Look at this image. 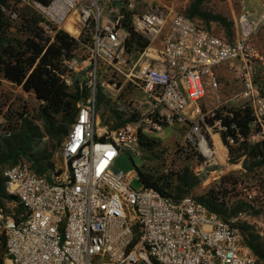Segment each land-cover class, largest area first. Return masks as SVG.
I'll list each match as a JSON object with an SVG mask.
<instances>
[{"label": "built area", "instance_id": "built-area-1", "mask_svg": "<svg viewBox=\"0 0 264 264\" xmlns=\"http://www.w3.org/2000/svg\"><path fill=\"white\" fill-rule=\"evenodd\" d=\"M11 20L24 10L38 17L47 46L60 32L91 39L87 60L63 57L68 86L78 71L88 77L122 74L137 91L135 127H100L95 92L78 110L58 152L64 165L39 173L30 163L2 170L7 192L24 212L0 206V236L9 264H264L246 241L237 218H223L199 198H175L152 187L136 189L139 168L115 170L123 152L142 156L140 139L174 123L201 148L206 136L190 115L213 90L220 100L218 69L228 64L243 82L242 97L264 138V95L252 76L256 51L246 14L230 39L173 10L135 11L128 0H10ZM133 33L147 39L131 57ZM127 66L128 71L122 68ZM118 76V75H117ZM207 142V141H206ZM202 151V149H201ZM203 153V152H202ZM204 154V153H203ZM253 200L254 194L247 193ZM264 199V198H263Z\"/></svg>", "mask_w": 264, "mask_h": 264}, {"label": "rangeland", "instance_id": "rangeland-1", "mask_svg": "<svg viewBox=\"0 0 264 264\" xmlns=\"http://www.w3.org/2000/svg\"><path fill=\"white\" fill-rule=\"evenodd\" d=\"M129 1L135 11L153 6L193 17L204 28L230 39L237 33L240 16L246 14L252 31L250 42L256 51L251 61L252 76L264 95V0ZM11 5L12 2L6 0L0 7V55L4 46L22 50L19 43L30 34L24 19L36 16L33 11L24 10L21 13L23 19L11 20L7 13ZM139 35L142 43L148 42L141 34H137V37ZM76 41L75 49L67 58L87 60L90 37L84 35ZM138 46V43L130 45L129 56L138 55ZM122 69L128 71L126 65ZM62 70H65L63 65ZM121 75L113 73L110 76L109 73L90 78L78 71L67 92L75 94L79 90L83 96L80 101L87 99L92 91L95 92L94 104L100 127H107L108 130L133 129L135 125L132 122L139 114V109L134 105L137 91ZM217 75L220 100L217 101L213 90L208 88L206 96L198 102V109L190 115L206 136L207 142L203 140L201 148L188 136L192 122L174 123L159 133L146 136V140L152 143L142 149V156L123 152L115 161L116 167L123 172L142 167L143 173L156 180L171 196L192 195L215 206L223 216L237 218V225L247 240L264 255V138H252L260 129L257 124L253 125L248 137L238 135L234 139L231 136L223 137L227 129L219 120L210 123L209 120L218 114L225 117L231 115V111L249 106L241 95L243 82L234 67L223 65ZM75 108L78 105H70L68 115L66 112L54 114L34 92L25 91L0 71V156L19 147L25 153L18 156L17 162L31 164L33 161L40 168L64 165L58 152L65 140V131L72 124L69 117L71 114L75 117ZM261 143L259 149H253V146ZM12 162L0 164V174ZM132 186L139 189L142 183L136 178ZM5 191L8 193L7 189ZM248 192L254 194L253 200L247 198ZM1 204L14 216L24 212L12 198L3 197ZM2 243L3 240H0V249L4 251ZM0 264L9 263L4 259Z\"/></svg>", "mask_w": 264, "mask_h": 264}, {"label": "trees", "instance_id": "trees-1", "mask_svg": "<svg viewBox=\"0 0 264 264\" xmlns=\"http://www.w3.org/2000/svg\"><path fill=\"white\" fill-rule=\"evenodd\" d=\"M6 0L0 1V7ZM45 1V0H44ZM201 0H198V2ZM36 15L35 13H33ZM189 17V16H188ZM23 19V17H21ZM193 18V17H191ZM1 15H0V27H1ZM26 29L30 32L27 34L26 39L19 43V49L15 50L12 46H4L2 54L0 55V71L10 81L21 85L25 91L34 92L36 97L46 103L47 109L54 113H63L70 108V105H78L83 96L79 90L75 94L67 92V85L62 81L60 74L62 70V59L67 57L75 49L77 41L65 32H60L56 36V41L47 46V40L45 39L41 29L38 26V17H29L24 19ZM139 44L138 48L146 46L147 42H141V36L137 37V33H133L131 44ZM130 44V45H131ZM84 95V94H83ZM85 97V96H84ZM71 99V102H70ZM71 103V104H70ZM78 108H75V116ZM71 111L69 110V115ZM68 115V113H67ZM75 118V117H74ZM74 118L69 117L70 123L74 121ZM219 120L221 125L224 126L227 131L223 133V137L231 136L236 139L238 135L242 137H248L254 123V116L250 105L244 109L231 111V115L222 117L220 114L214 116L209 121ZM68 130L65 131L67 134ZM146 136L140 139V145L142 149L149 147L150 140H146ZM261 144L253 146V149H259ZM23 148L15 147L8 154L0 156V164L13 160V163H17L19 155L24 154ZM10 164V165H11ZM32 168L37 172L42 173L46 168H40L35 162L31 163ZM7 167V166H6ZM139 180L145 187H152L157 189L160 193L171 196L165 191L156 180H153L150 176L143 173L142 167L139 168ZM5 179L0 174V206L1 199L3 197L12 198L15 197L6 193ZM173 197V196H172ZM180 198V197H175ZM202 201V199H200ZM211 210L216 211L223 218L220 211L213 205L203 201ZM20 205V204H19ZM23 208V206L21 205ZM24 210V209H23ZM3 240L4 251L0 249V262L5 259V238L0 237ZM248 244L252 247L254 252L260 257L264 258V255L256 249L246 238Z\"/></svg>", "mask_w": 264, "mask_h": 264}, {"label": "water", "instance_id": "water-1", "mask_svg": "<svg viewBox=\"0 0 264 264\" xmlns=\"http://www.w3.org/2000/svg\"><path fill=\"white\" fill-rule=\"evenodd\" d=\"M115 170L117 171V170H119V169L116 167Z\"/></svg>", "mask_w": 264, "mask_h": 264}]
</instances>
